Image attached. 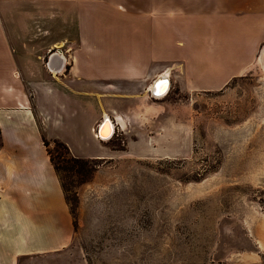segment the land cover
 <instances>
[{
    "label": "crops",
    "instance_id": "0c3cea01",
    "mask_svg": "<svg viewBox=\"0 0 264 264\" xmlns=\"http://www.w3.org/2000/svg\"><path fill=\"white\" fill-rule=\"evenodd\" d=\"M65 14L75 42L53 44L52 19ZM263 44L264 0H0V264L46 258L72 240L44 140L84 159L164 157L179 143L164 133L155 80H168L165 94L220 90ZM104 117L108 139L96 136Z\"/></svg>",
    "mask_w": 264,
    "mask_h": 264
},
{
    "label": "rangeland",
    "instance_id": "374dc122",
    "mask_svg": "<svg viewBox=\"0 0 264 264\" xmlns=\"http://www.w3.org/2000/svg\"><path fill=\"white\" fill-rule=\"evenodd\" d=\"M72 17L52 19L53 44L75 42ZM4 21L8 29L13 19ZM159 100L164 133L179 146L164 157L95 160L84 182L61 171L72 240L20 264H264V44L220 90L171 87Z\"/></svg>",
    "mask_w": 264,
    "mask_h": 264
},
{
    "label": "trees",
    "instance_id": "16d2710c",
    "mask_svg": "<svg viewBox=\"0 0 264 264\" xmlns=\"http://www.w3.org/2000/svg\"><path fill=\"white\" fill-rule=\"evenodd\" d=\"M55 150L57 151L53 154L48 148V142L44 140V144L47 148L48 154L50 156L51 163L55 172L57 173L63 192L65 193V186L62 182L60 176L61 171H67L72 173L77 177L80 182L87 181L90 177V173L94 171L93 166H88L89 163L94 162L96 159H84L74 157L69 153L66 145L58 140H52ZM113 146L119 148V142H113Z\"/></svg>",
    "mask_w": 264,
    "mask_h": 264
},
{
    "label": "bare ground",
    "instance_id": "6f19581e",
    "mask_svg": "<svg viewBox=\"0 0 264 264\" xmlns=\"http://www.w3.org/2000/svg\"><path fill=\"white\" fill-rule=\"evenodd\" d=\"M161 77L164 78V76H161ZM153 85H152L151 90H153ZM168 85L169 84L166 82V80L159 82L157 84V88H158V91L161 92V95H157V96L164 95L165 92L167 91ZM111 133H112V126L109 121H105V123L100 128V135L103 139H108Z\"/></svg>",
    "mask_w": 264,
    "mask_h": 264
},
{
    "label": "water",
    "instance_id": "95a60500",
    "mask_svg": "<svg viewBox=\"0 0 264 264\" xmlns=\"http://www.w3.org/2000/svg\"><path fill=\"white\" fill-rule=\"evenodd\" d=\"M164 80H166V82L168 83V80H167L165 77H164V78H163V77H159L158 79L155 80L154 85H153V90H151V94H152L153 96L161 95V92L158 91L157 84H158L159 82H161V81H164ZM105 121H109V122H110V120H109L108 117H104L103 120H102V122L99 124L98 130H97V133H98V135H99V137H100L101 139H103V138H102L101 135H100V128H101L102 125L105 123ZM110 124H111V122H110ZM111 126H112V124H111ZM111 134H112V133H111ZM110 136H111V135H110ZM110 136H109V137H110Z\"/></svg>",
    "mask_w": 264,
    "mask_h": 264
},
{
    "label": "built area",
    "instance_id": "2783aa9c",
    "mask_svg": "<svg viewBox=\"0 0 264 264\" xmlns=\"http://www.w3.org/2000/svg\"><path fill=\"white\" fill-rule=\"evenodd\" d=\"M96 136L99 137L98 133L96 132ZM100 138V137H99Z\"/></svg>",
    "mask_w": 264,
    "mask_h": 264
}]
</instances>
